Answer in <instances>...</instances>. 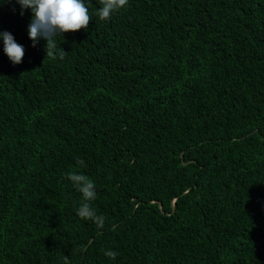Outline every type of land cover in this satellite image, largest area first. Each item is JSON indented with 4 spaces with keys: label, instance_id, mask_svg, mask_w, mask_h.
<instances>
[{
    "label": "trees",
    "instance_id": "obj_1",
    "mask_svg": "<svg viewBox=\"0 0 264 264\" xmlns=\"http://www.w3.org/2000/svg\"><path fill=\"white\" fill-rule=\"evenodd\" d=\"M84 2L46 58L0 0V264H264V0Z\"/></svg>",
    "mask_w": 264,
    "mask_h": 264
},
{
    "label": "clouds",
    "instance_id": "obj_2",
    "mask_svg": "<svg viewBox=\"0 0 264 264\" xmlns=\"http://www.w3.org/2000/svg\"><path fill=\"white\" fill-rule=\"evenodd\" d=\"M23 10L31 9L32 20L28 26L29 38L33 41V47L40 39L46 43V58H55L57 54V42L55 37L64 33H74L87 30L91 23V14L84 0H16ZM128 0H100L102 7L96 12L100 20L110 19L111 15L127 6ZM3 40L4 53L14 65L22 63L25 49L15 41L14 36L7 31L0 32ZM67 53L61 47L59 58L63 59ZM77 164L85 166L84 161L77 160ZM67 178L76 189L82 193L85 201L77 209V215L84 220L93 221L99 228L104 227L105 218L98 215L89 202L96 199L95 183L87 175L77 172L67 173ZM86 250L83 246L81 251ZM107 257L115 259L118 253L112 250L105 251ZM65 264H69L65 256Z\"/></svg>",
    "mask_w": 264,
    "mask_h": 264
}]
</instances>
